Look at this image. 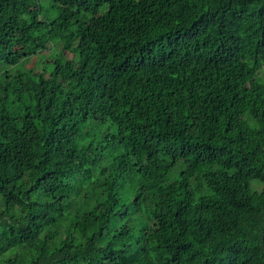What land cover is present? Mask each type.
<instances>
[{"label": "trees", "instance_id": "obj_1", "mask_svg": "<svg viewBox=\"0 0 264 264\" xmlns=\"http://www.w3.org/2000/svg\"><path fill=\"white\" fill-rule=\"evenodd\" d=\"M40 2L0 0V264H264V0Z\"/></svg>", "mask_w": 264, "mask_h": 264}, {"label": "rangeland", "instance_id": "obj_2", "mask_svg": "<svg viewBox=\"0 0 264 264\" xmlns=\"http://www.w3.org/2000/svg\"><path fill=\"white\" fill-rule=\"evenodd\" d=\"M40 9H39V19H44L46 21L52 20L56 12L54 11V8H51V5L53 4L52 0H40ZM48 31L44 32L42 30H39L37 33L39 34H46ZM48 49H46L44 52L40 51L37 56H33L30 59L26 60L25 62H20L15 66H11L10 68L6 69V71H9L10 78L14 80V76L18 73V71H28L30 69H36V70H44L46 69V66H51L54 64V59L58 56H62L64 58L71 59L73 52L70 51H64L63 50V44L62 41L59 38L51 39L48 41ZM77 55V54H76ZM1 84L4 83V81L0 82ZM0 84V85H1ZM10 89L13 90V82L10 85Z\"/></svg>", "mask_w": 264, "mask_h": 264}, {"label": "snow or ice", "instance_id": "obj_3", "mask_svg": "<svg viewBox=\"0 0 264 264\" xmlns=\"http://www.w3.org/2000/svg\"><path fill=\"white\" fill-rule=\"evenodd\" d=\"M102 119V117H100Z\"/></svg>", "mask_w": 264, "mask_h": 264}]
</instances>
